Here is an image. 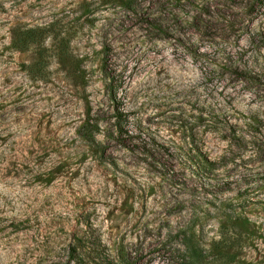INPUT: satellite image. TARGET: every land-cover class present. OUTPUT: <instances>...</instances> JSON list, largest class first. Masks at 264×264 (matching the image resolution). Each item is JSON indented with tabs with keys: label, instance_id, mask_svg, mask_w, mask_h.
<instances>
[{
	"label": "rangeland",
	"instance_id": "374dc122",
	"mask_svg": "<svg viewBox=\"0 0 264 264\" xmlns=\"http://www.w3.org/2000/svg\"><path fill=\"white\" fill-rule=\"evenodd\" d=\"M170 2L0 0V264H188L184 232L206 264H264V0ZM29 27L40 71L11 45Z\"/></svg>",
	"mask_w": 264,
	"mask_h": 264
},
{
	"label": "trees",
	"instance_id": "16d2710c",
	"mask_svg": "<svg viewBox=\"0 0 264 264\" xmlns=\"http://www.w3.org/2000/svg\"><path fill=\"white\" fill-rule=\"evenodd\" d=\"M189 0H185V2H188ZM185 2H182V0H171V5H179L182 6L185 4ZM46 29L42 28H19L16 30L11 45L15 49L18 50H28L30 48H34L36 53V58L34 61L28 66L30 70L32 71H40L42 70L47 64L48 61L46 59L48 50L44 46V40H45V34L44 32ZM69 42L70 39L68 37H60L57 39L55 43V54L58 55V57L64 61L68 62L69 64V70L74 79L76 80H83L84 77V70L80 68L79 60L74 58L72 56L70 50H69ZM112 102H115V94L111 96ZM127 111H121L118 110L117 105L114 106V112L113 116L116 118V122L120 121L123 117L127 116ZM118 125V124H116ZM102 123L100 119L95 115L91 114V109L88 110V116L85 119L82 127H81V135L87 142V144L90 146L91 151L94 154L99 153V151L103 150L104 146L101 144L100 140L97 138V135L101 133L102 131ZM119 135H122L124 130L119 125L117 129ZM113 136V134H110ZM190 135L193 136V134L190 132ZM133 136V134H132ZM114 137V136H113ZM138 141H144L139 140ZM193 140V138H192ZM146 144H150V142L145 141ZM162 148L164 146L161 145ZM200 159V165L205 168H216L215 162L212 160H209L205 154H202L199 156ZM182 244L184 245V256L188 262V264H206L205 256L203 253L202 248L200 247L199 243L195 240L193 233H183V241ZM76 250V246L72 247V251ZM75 257V256H74ZM117 261L114 262L113 260H105L107 256H104V258H101L97 264H127V259L125 258L122 249L116 254ZM105 260V261H103Z\"/></svg>",
	"mask_w": 264,
	"mask_h": 264
}]
</instances>
